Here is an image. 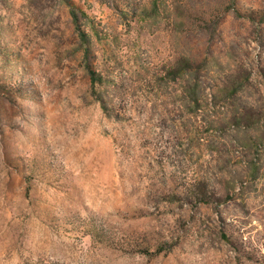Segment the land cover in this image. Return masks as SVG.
Returning a JSON list of instances; mask_svg holds the SVG:
<instances>
[{
  "label": "rangeland",
  "instance_id": "rangeland-1",
  "mask_svg": "<svg viewBox=\"0 0 264 264\" xmlns=\"http://www.w3.org/2000/svg\"><path fill=\"white\" fill-rule=\"evenodd\" d=\"M0 264H264V0H0Z\"/></svg>",
  "mask_w": 264,
  "mask_h": 264
}]
</instances>
